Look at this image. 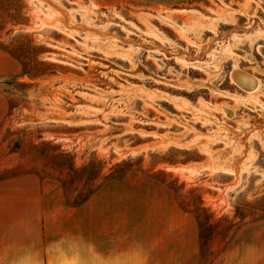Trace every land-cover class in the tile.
<instances>
[{"label": "rangeland", "instance_id": "rangeland-1", "mask_svg": "<svg viewBox=\"0 0 264 264\" xmlns=\"http://www.w3.org/2000/svg\"><path fill=\"white\" fill-rule=\"evenodd\" d=\"M260 48L264 0H0L1 209L264 222Z\"/></svg>", "mask_w": 264, "mask_h": 264}, {"label": "crops", "instance_id": "crops-1", "mask_svg": "<svg viewBox=\"0 0 264 264\" xmlns=\"http://www.w3.org/2000/svg\"><path fill=\"white\" fill-rule=\"evenodd\" d=\"M38 200L0 207V264H264V222L72 220L85 205L52 220Z\"/></svg>", "mask_w": 264, "mask_h": 264}, {"label": "bare ground", "instance_id": "bare-ground-1", "mask_svg": "<svg viewBox=\"0 0 264 264\" xmlns=\"http://www.w3.org/2000/svg\"><path fill=\"white\" fill-rule=\"evenodd\" d=\"M39 1H42V0H39ZM59 19L60 18H57L58 21H59ZM260 50L264 54V49L260 48ZM231 78L236 83V85L238 87H240L241 89H243L247 92L254 91L259 86V80L255 76L245 72L244 70H242L240 68L234 67L232 69Z\"/></svg>", "mask_w": 264, "mask_h": 264}]
</instances>
